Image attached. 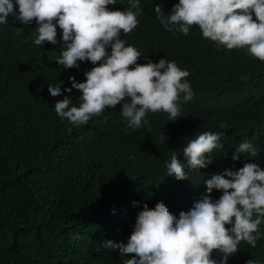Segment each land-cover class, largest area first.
I'll list each match as a JSON object with an SVG mask.
<instances>
[{
  "label": "trees",
  "instance_id": "1",
  "mask_svg": "<svg viewBox=\"0 0 264 264\" xmlns=\"http://www.w3.org/2000/svg\"><path fill=\"white\" fill-rule=\"evenodd\" d=\"M177 2L140 0L139 26L125 34L154 62L166 57L178 68L188 66L198 98L180 105L177 120L150 111L148 123L136 129L127 127L122 105L79 126L58 116L57 100L69 95L77 106L80 100L66 91L52 96L48 85L56 86L62 76L86 77L57 62L58 46L33 45L28 24L11 15L0 24V264H124L135 257L102 243L127 242L138 211L164 204L178 216L207 194L204 181L213 174L253 161L256 155L250 153L233 159L240 142H250L256 154L264 147V61L246 48L217 46L195 25L187 36L166 30L155 5L169 15ZM107 7L130 5L118 0ZM14 28L22 32L13 36ZM79 63L85 71L94 66ZM204 131L225 132L223 147L205 154L212 162L199 170L186 168V179L168 176L172 157L184 162L183 147ZM221 195V190L211 193L213 199ZM258 231L264 233V222ZM211 255L220 260L225 254L213 250ZM230 255L236 264L249 259L264 264L262 236L255 247L241 240Z\"/></svg>",
  "mask_w": 264,
  "mask_h": 264
},
{
  "label": "clouds",
  "instance_id": "2",
  "mask_svg": "<svg viewBox=\"0 0 264 264\" xmlns=\"http://www.w3.org/2000/svg\"><path fill=\"white\" fill-rule=\"evenodd\" d=\"M117 2L0 0V24L7 23L10 15L28 24L34 32L29 38L33 45L58 46L57 62L63 68L76 67L86 77L78 81L75 76H62L63 81L56 86L48 85L52 96L66 91L79 97L78 106L69 95L55 102V111L62 119L79 126L105 108L117 112L122 105L121 113L132 129L147 124L146 114L150 111L167 113L169 121H175L180 105L197 101L192 71L188 66L179 69L166 57L154 62L133 46L125 33L139 26L140 0H128L130 7L124 10L107 7ZM154 11L168 31L178 30L187 36L195 25L217 46L246 48L250 55L264 61V0H178L169 15L161 12L160 4ZM20 32L22 29L14 28L13 36ZM217 46L214 47L221 49ZM84 61L94 66L85 71L79 63ZM162 127L167 130L170 124L165 120ZM224 135L225 132L204 131L188 140L183 147L185 161L173 156L167 175L181 180L187 178L186 168H206L212 158L205 154L222 148ZM240 153L256 156L243 167L226 169L204 181L207 194L194 200L187 211L181 210L177 216L164 204L155 211L144 206L137 213L127 242L105 239L102 247L135 257L124 264H236L229 256L237 252L241 240L252 247L261 236L264 242V233L258 231L264 222V147L256 154L250 142L242 141L235 147L233 159L238 160ZM213 190H221L222 195L213 199ZM132 203L136 205L137 201ZM213 250L225 255L220 260L213 259ZM247 264L259 262L249 259Z\"/></svg>",
  "mask_w": 264,
  "mask_h": 264
},
{
  "label": "bare ground",
  "instance_id": "3",
  "mask_svg": "<svg viewBox=\"0 0 264 264\" xmlns=\"http://www.w3.org/2000/svg\"><path fill=\"white\" fill-rule=\"evenodd\" d=\"M198 61V60H197Z\"/></svg>",
  "mask_w": 264,
  "mask_h": 264
}]
</instances>
